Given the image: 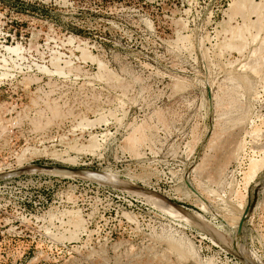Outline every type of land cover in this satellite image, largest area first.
Returning <instances> with one entry per match:
<instances>
[{"label": "rangeland", "instance_id": "374dc122", "mask_svg": "<svg viewBox=\"0 0 264 264\" xmlns=\"http://www.w3.org/2000/svg\"><path fill=\"white\" fill-rule=\"evenodd\" d=\"M0 264H264V0H0Z\"/></svg>", "mask_w": 264, "mask_h": 264}, {"label": "water", "instance_id": "95a60500", "mask_svg": "<svg viewBox=\"0 0 264 264\" xmlns=\"http://www.w3.org/2000/svg\"><path fill=\"white\" fill-rule=\"evenodd\" d=\"M40 168H45V169H51V168H61V169H65L68 172H76V171H80L79 169H72V168H68V167H60V166H48V165H43L40 166ZM190 189L192 190V192L196 195H198V192L192 187L190 186ZM254 202H255V198H253L252 201H248L244 211L242 212V215L239 218L237 227H236V231H235V236L236 238L240 235L242 228H243V224L245 222V220L249 217V214L254 206ZM174 206L179 207V205H177L176 203H172Z\"/></svg>", "mask_w": 264, "mask_h": 264}]
</instances>
